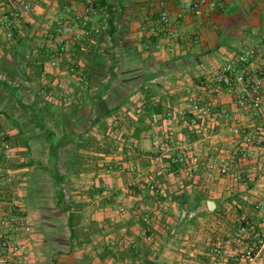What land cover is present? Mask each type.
<instances>
[{"label":"crops","instance_id":"obj_1","mask_svg":"<svg viewBox=\"0 0 264 264\" xmlns=\"http://www.w3.org/2000/svg\"><path fill=\"white\" fill-rule=\"evenodd\" d=\"M33 1L37 4L35 13L41 15L40 20L35 22L36 28H45L48 19L55 15L60 16L59 24L54 27L57 34L53 45L60 44L59 40L63 39L65 53L63 51L59 54L62 56L58 61L55 56V63L44 64V73L48 78L42 83L40 79L36 80V77L34 80L33 69H28L31 84L36 86L32 91L40 94L44 89H51L52 94L46 99L55 103L63 94L81 102L85 90L98 81L91 84L81 81L82 73L71 68L73 61L88 64L92 58H96L102 63V68L95 75L101 77L102 74L103 83L109 80V68L114 64L113 72L117 78L112 81L102 98L107 101L110 93L119 92L120 89L128 90V95L123 96L118 103L122 109L135 97L136 151L134 154L132 151H125L127 145L122 146L123 151L117 157H113L111 153L102 154L96 151L94 153L103 155V158L95 163H90L91 160L87 158L90 151H79L85 162L64 184L66 200L73 205L71 211L75 213L74 229L77 236L73 238L70 237L67 223L68 212H64L66 233L60 234L64 228H60L62 231L58 230L56 222L53 223L52 233H48V218L44 216V211L40 206H31L29 203V191L34 183L30 181V173L33 170L29 166L22 168L26 173L24 182L16 180L9 189H5L4 195L0 196L3 215L9 217L10 214L20 212L18 207L9 205L13 195L18 205H21V210L32 221L30 233H10L25 243L23 256L28 263L32 264V259L33 262L37 260L36 264H214L205 255V246L208 243L202 227L203 220L207 215L218 217L234 209L233 218L245 221L251 229L244 239V245L252 247L256 257L252 263L239 262L235 257V245H229L226 252L231 264H264V212L256 208L258 204L264 208L262 120L246 116L234 105L231 97L223 93L218 98L217 109L229 114L228 119L223 121L226 127H215L213 137L205 141L210 144L206 149H202L204 142L200 146L192 145L193 149L184 154L185 163L179 168L174 165V159L181 153L179 149L172 147L165 151H156L151 147V143L150 148L140 147L145 139L150 141L148 119L154 113H147V106L160 107L163 113L167 109L184 104L185 96L208 77L212 66L222 65L241 50L264 40V0H209L219 3L228 19L227 27L230 29L227 34L221 35L210 16L216 8L204 6L201 15L197 16L183 8V3L187 0H162V3L160 0H97L100 8L98 17L101 19L96 22L88 21L87 30L99 27L102 34L96 35L92 32L89 36L84 34L86 29L64 34L59 31L63 25L69 26L84 20L86 12L83 0ZM8 6L7 0H0V11L8 9ZM110 8L114 14L115 27L112 36L106 32ZM164 11L169 14L167 26H161L159 22V17ZM30 15L25 23L34 22L35 19H31L33 15ZM40 35V45H52L44 35ZM3 39L0 30V43ZM9 41L12 43V40ZM1 53L0 50V55ZM127 61L136 62L135 72L121 69ZM134 73L138 80L136 87L132 80ZM9 101L7 98L5 105H8ZM12 102L18 106L14 99ZM90 105L88 102L83 104V111L90 109ZM233 124L245 127L258 146L245 145L242 137L231 135L228 127ZM159 127L174 130L178 134H190L188 127L179 120H170ZM192 136L195 141L196 136ZM125 137L130 138L128 134H125ZM236 138L239 139L237 148L229 143ZM227 139L230 140L228 145L232 148L231 152L237 154L241 164L240 170L232 168L230 162L234 156L230 154L228 163L231 173L242 171L248 178L245 182L229 184V177L219 179L216 175H207V162L217 152L223 151L218 146L224 145ZM242 151H250L251 155L242 158ZM212 154L213 156L205 162ZM114 158L117 168L136 161V185L121 182L112 185L100 181L102 177H106L105 172L98 168L101 162H111ZM253 159L255 164H251ZM163 168L168 173H162ZM201 171L205 172L204 177H201ZM151 176L156 180L155 192L147 189V180ZM233 184L239 186L235 187L237 190L232 194L228 191L229 195L222 196L221 187L227 188V185ZM129 189L136 190V201L122 202L121 192ZM208 201L215 203V211L209 210ZM130 202H136V211L120 220V214L115 211L116 205L121 204L125 209ZM193 204L196 208L188 211ZM132 232H135L136 236ZM129 248L131 255L126 252ZM36 253L38 255L34 258Z\"/></svg>","mask_w":264,"mask_h":264},{"label":"built area","instance_id":"obj_2","mask_svg":"<svg viewBox=\"0 0 264 264\" xmlns=\"http://www.w3.org/2000/svg\"><path fill=\"white\" fill-rule=\"evenodd\" d=\"M10 8L0 11V29L7 39L11 38L13 27L24 22L28 15L37 11V4L33 0H9ZM162 3V0H160ZM85 11L95 14L96 8L94 0H83ZM207 6L211 9L222 8L219 3L209 2L208 0H187L183 3V8L200 16L202 8ZM69 11V9L67 10ZM60 22V16L51 17L45 26L46 31L55 27V23ZM161 26L169 25V14L164 11L159 17ZM82 29L84 34L89 35L99 33V27H92L87 30L85 22L71 23L69 26H62L59 31L62 34ZM153 30V29H152ZM61 50L64 51L63 39L59 40ZM226 93L231 97L234 105L246 116L259 119L264 122V40L257 45L248 46L234 55L230 60L222 65L212 66L208 77L201 81L193 92H189L184 98V104L174 109H167L163 113H154L148 119L150 125V140L152 147L156 151H165L176 147L181 151L174 162L185 163L184 154L196 144L202 145L213 137L215 127L225 128L223 121L228 119L229 114L217 109L218 98ZM143 113L144 111H140ZM172 120H179L188 127L190 133L196 136L195 141L190 134H176L174 130H166L159 127L160 124ZM224 125V126H223ZM222 128V129H223ZM231 135L243 139L245 145L254 144V138L246 132L245 127L233 124L228 127ZM8 134L0 130V195H4L5 189L16 182V171L11 169L10 163L14 158V144L7 138ZM120 139V137H119ZM120 145H127L129 151L134 154L136 151V141L122 138ZM251 155L249 151H242V158ZM229 155L225 151H219L206 164V172L209 177L221 175L229 177L233 182L244 180L246 175L242 171L231 173L229 167ZM136 168L131 166L130 169ZM147 189L151 192L156 191V180L153 176L147 180ZM13 191V189H11ZM17 199L11 195L9 205L18 207L20 212L10 214L9 217L2 214V196H0V264H29L23 250L25 243L11 232L30 233L32 231V221L29 216L21 210ZM257 209H261L259 204ZM125 209H121L124 212ZM248 224H239L237 233L232 239H218L211 244L205 255L214 264H231L226 252L229 245H237L235 257L239 262L252 263L256 254L252 247L244 245V239L250 234ZM242 239V241H241Z\"/></svg>","mask_w":264,"mask_h":264},{"label":"trees","instance_id":"obj_3","mask_svg":"<svg viewBox=\"0 0 264 264\" xmlns=\"http://www.w3.org/2000/svg\"><path fill=\"white\" fill-rule=\"evenodd\" d=\"M7 1L9 9L11 4L9 0ZM94 6L96 8L95 14L85 11V18L82 22H85L86 28L89 26L87 24L88 21L96 22L98 19H101L98 17L100 8L97 0H94ZM6 10H3V12ZM113 15L110 8L108 28L106 29L109 36H112L115 31V27L113 26ZM210 16L217 32L220 35L227 34L230 27H227L228 19L221 8H216ZM58 24L59 23H55L54 26ZM42 28H36L33 24L22 22L13 27L11 38L8 39L12 40L10 45L5 43L7 37L2 33L5 41L3 40L0 43V50L2 52L0 55V100L3 98L14 99L18 106L23 109L26 121L20 122L18 119L12 118V114L8 113L5 108L1 109V107L0 115L4 117V121L8 120L13 123L17 131V138H19L20 144L26 151H31L30 139L41 140L44 150L47 151V163H42L29 157L26 164L20 166H29L31 168L36 166L37 168H33L34 173L40 170L50 177L51 187L53 189L52 200L60 211L68 212L67 223L71 232L70 237L73 238L77 236L76 230L74 229L75 213L71 211L73 205L69 200H66L64 184L70 175L76 174L78 169L85 162L84 156L80 154L79 151L87 150L92 146L95 137L92 134V128L96 126L98 131L105 132L107 128V118L113 117L121 108V105L109 107L107 101L102 98L112 81L117 78V75L113 72L115 67L113 64L109 68V80L103 83L101 82L103 75L101 74V77L98 74L95 75V73L102 68V63L98 62L96 58H92L88 64L82 61H73L71 68L74 71H80L82 73L80 75L81 81L87 82V84L98 81L85 90L81 102L74 101L68 94H63L58 102H52L46 99L48 96H51V89H44L45 91L43 90L40 94L36 91H32V100H28L26 103L23 102L20 97L21 86L16 81L18 79H23L31 82L28 74V69L31 68L34 71V76L36 75V80L40 79L42 83L47 77L44 73V64L46 62L50 64L55 63V56L57 57V61L58 58L62 56H59V54L63 52L60 49V44H38L36 40L37 35L42 34L44 38L54 42L57 34L54 27L48 31ZM39 31L40 33H38ZM101 34L102 32L96 33V35ZM93 100H96V102H93ZM87 102L91 103L92 106L90 105V108L94 106L98 109V113L91 121L88 119V109L83 111V104ZM80 106L82 109H80ZM145 110L147 113L162 112L160 107L151 108L147 106ZM48 120L51 121V126L48 124ZM86 122L89 127L84 126ZM0 128H2L1 123ZM63 154H65V156H63ZM174 165L175 168H179L181 163L177 161ZM34 178L36 179V176ZM34 184H36V182H34ZM40 197L41 193L39 188L32 185L29 191L30 205L38 207L40 204ZM195 208L196 205L193 204L190 206V209L187 210L192 211ZM241 224L245 225L247 223L241 221Z\"/></svg>","mask_w":264,"mask_h":264},{"label":"rangeland","instance_id":"obj_4","mask_svg":"<svg viewBox=\"0 0 264 264\" xmlns=\"http://www.w3.org/2000/svg\"><path fill=\"white\" fill-rule=\"evenodd\" d=\"M37 14H38V12L35 14H32L33 16L30 15V16H32L31 19H35V20H33L34 21L32 23L33 25H35V22L37 19L40 20L41 15H37ZM43 30H44V28H43ZM36 38H37L36 40L38 41V44L42 43V41L40 40V38H41L40 34L37 35ZM48 41L50 43H52V45H53V42L51 40H48ZM5 42L7 43V45L11 44L9 40H7ZM121 69L122 70H131L132 72H135L136 71V62L135 61H127V63ZM135 74L136 73H134V76H133L134 78L132 80H133V83L136 87L138 80H136ZM34 79H35V76H34ZM16 82L19 83L21 86L20 87V89H21L20 97L22 98L23 102L30 100L32 98V90H34L36 86L34 84H31L30 81H26L23 79H18ZM29 87H32L33 89H30ZM127 91L128 90L124 91V90L120 89L119 92L110 93L109 94L110 96L107 98V103H108L109 107H114L115 105H119L118 103L122 100L123 96L128 95ZM135 93H136V90L133 91L134 96L136 95ZM134 99H135V97L132 100H130L129 104L125 108L124 107L122 109L120 108L114 114L113 117L107 118V120H106L107 128H106L105 132L98 131L96 126L92 128V134L95 137H94L92 146L89 149H87V151L91 152L90 154H87V158L89 160H91L90 163H93V162L95 163L97 160L103 158V155H96L94 153L96 151L101 152L102 154L111 153L112 155H114L113 157L120 156L119 154L123 151V148L120 145V140H122V138L125 137V134L126 135L128 134V136L130 137V138H127L128 140L130 139L132 141H136V140H134V137L136 135V131H134L135 130L134 129L135 122H136V113L134 112L136 110V99H135V101H134ZM5 100H6V98L5 99L3 98L0 100L1 109L5 108L8 113H11L12 116L14 118H16V120L18 119V121H20V122H25L26 118L23 114V112H24L23 109L14 105L12 102L13 99H10L8 105H5L6 104ZM97 113H98V109L94 106L91 107L90 109H88L89 121H91ZM0 123L2 124L1 129L6 131V133L8 134V138L14 144V158H13L12 162L10 163V166L14 171H16V177H17L16 180L24 182L25 177H26V173L22 170L23 167H21L20 165L26 164L29 157L33 158L35 160H38L42 163H47V161H48L47 151L44 150V148L42 146V142L40 139L39 140L30 139L29 143L31 145V151L28 154V152H26V149L24 147H22V145L20 144L19 138H17V131H16V128L14 127L13 123L11 121H8V120L4 121V117L2 115H0ZM48 124L51 126L50 120H48ZM84 126L89 127L88 123H86ZM176 134H178V133L176 132ZM192 135L193 134L190 133L191 139L194 138ZM119 137H120V139H119ZM229 141L230 140L227 139V140H225L224 145L219 144V146H218L219 149L221 148L228 155L233 154L231 152L232 150H230L232 148L228 145ZM150 143H151V140L148 141L147 139H145L143 141L142 146H140V147H144V148L149 147L150 148ZM206 143L207 142H204L202 149L203 148L206 149L207 147H209L210 144L209 143L206 144ZM229 143L232 145H236L235 148H237L239 145V139H237V138L235 140L232 139L231 142H229ZM256 143H257V141L255 140V143L250 144V145L251 146L257 145ZM173 148H175V150L177 149L176 147H173ZM192 149L193 148H191V150ZM125 151H129L128 146H127V149ZM214 152H216V151H214ZM236 155L233 154L234 157H233V159H231L230 165L232 168H234V169L237 168L238 170H240L241 164H240V161H238V158H237L238 156H236ZM63 156H65V154H63ZM63 156H62V158L64 159ZM211 156H213V154L208 156L207 159L205 160V162H207L208 159L211 158ZM120 160L121 159H118V161H120ZM252 161L253 162H251V164L256 163V162H254V159ZM144 165H146V164H144ZM60 166H61V164H60ZM131 166L136 167V161L135 160L131 163L128 162L127 165H121V168H117L116 163H115V158H114V160H111V162L110 161L101 162V166H99L98 168L102 169L103 172H105L106 177H102L101 178L102 180H100V181H103L104 183L112 184V185L113 184L118 185L120 182L125 183V184L126 183L127 184L134 183L136 185V168L131 170L130 169ZM34 167H36V166H33V168ZM244 167H245V164H243V168ZM33 168H31V169L33 170ZM230 172H232V171L230 170ZM162 173H168V172L165 168H163ZM146 174H144V176ZM204 174H205V172L201 171V174H200L201 177H204ZM35 176H36V179L34 178ZM216 176L219 179L224 177L221 175H216ZM162 177L166 178L164 175H162ZM180 179H181V177H180ZM224 179H227V178L224 177ZM229 179L231 180V178H229ZM247 179L248 178L245 177L244 180H242L240 182H233L231 180V181H229V184L231 182L232 183L245 182V180H247ZM35 180H37V181H35ZM30 181L36 182V184L33 183V186L34 187L36 186L37 188H39V191L41 193L39 206L42 208V211H44V214H45L44 216L46 218H48V219H46V222H48V224H46L48 226V227H46L48 233H52V229H53V225H54L53 223H55V222H56V225L58 227V230L62 231L60 228L61 227L64 228V226H65L64 222L66 221V213L61 212L53 204V200H52L53 189L51 187L50 177L47 174L43 173L42 171L37 170L35 173L34 172L30 173ZM226 187L227 188H225V186L221 187L220 191H221L222 196L229 195L228 191H230V193L232 194L234 191L237 190V188H235V187H239V186H236V184H233L232 186L227 185ZM66 191H67V189H66ZM171 191L173 192L172 189H171ZM111 192H113V191H111ZM121 193L123 194L122 198H120L122 202L126 203V202H129L130 200L136 201V190L135 189L134 190L133 189L124 190ZM67 194H68V191H67ZM122 207H123V205L117 204L116 210H115L118 214H120V216H119L120 220H122L123 216H127V215L131 214L133 211H136V202L135 203L130 202V204L126 205L125 206L126 207L125 208L126 213H124V214L121 211ZM233 210L234 209H230V211H227L225 214H222L221 216H218V217H214L213 215H207L204 218L202 227L204 228V233H205L206 238H207L206 243H208L205 246V253H206L208 247L211 244L215 243L218 239L222 238V239L228 240V239H232L235 237V235L237 233V228L239 225L238 223L241 221L237 220L236 218H233ZM134 215L136 216V214H134ZM54 217H56V219H54ZM168 221H170V219ZM236 224H238V225H236ZM65 231H66V229L64 228L63 232H60V234L66 233ZM224 231H226V233H224ZM132 233L136 236L135 232H132ZM241 241H242V239H241ZM133 242H135V240ZM64 246H67V245L64 244ZM235 248L237 250L239 247L237 245H235ZM126 252L128 253V255H131V249L130 248L128 250H126ZM37 255H38V253H36L34 258ZM36 261L34 260V262H33L32 259L30 260V262L32 264H36ZM206 264H208V263H206Z\"/></svg>","mask_w":264,"mask_h":264},{"label":"water","instance_id":"obj_5","mask_svg":"<svg viewBox=\"0 0 264 264\" xmlns=\"http://www.w3.org/2000/svg\"><path fill=\"white\" fill-rule=\"evenodd\" d=\"M208 208L210 211H213L215 208V203L213 201H208L207 202Z\"/></svg>","mask_w":264,"mask_h":264}]
</instances>
